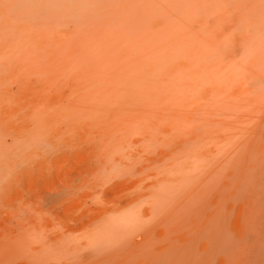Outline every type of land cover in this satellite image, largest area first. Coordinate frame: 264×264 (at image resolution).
I'll return each mask as SVG.
<instances>
[{
  "label": "rangeland",
  "instance_id": "374dc122",
  "mask_svg": "<svg viewBox=\"0 0 264 264\" xmlns=\"http://www.w3.org/2000/svg\"><path fill=\"white\" fill-rule=\"evenodd\" d=\"M0 264H264V0H0Z\"/></svg>",
  "mask_w": 264,
  "mask_h": 264
},
{
  "label": "bare ground",
  "instance_id": "6f19581e",
  "mask_svg": "<svg viewBox=\"0 0 264 264\" xmlns=\"http://www.w3.org/2000/svg\"><path fill=\"white\" fill-rule=\"evenodd\" d=\"M189 2H190V1H189ZM170 3H171V2H170ZM187 3H188V2H187ZM170 7H172V6H170ZM189 27H190V26H189ZM242 113H243V112H242ZM239 114H241V112H240ZM237 116H238V115H237ZM250 116H252V114H251ZM255 116H256V115H255ZM255 116H254V117H255ZM235 118H236V117H235ZM244 118H245V117H244ZM249 118H250V117H249ZM249 118H247V119H249ZM238 119H239V118H238ZM238 119L236 118V120H238ZM242 119H243V118H242ZM242 119H241V121H242ZM250 119H251V121H252L253 118L251 117ZM250 119H249L248 121H250ZM236 120L234 119V126H236V127L234 128V126H233V130H234V129H235V130H236V129H239L240 131H242V127H241V126H243L245 123H246L247 125L251 123V122L247 123L248 121L245 120V121H244L245 123L243 124V122H242L243 125L241 124V125L239 126V127H241V128H238L237 125H239V124L237 123ZM239 120H240V119H239ZM239 120H238V121H239ZM243 120H244V119H243ZM241 121H240V122H241ZM246 121H247V122H246ZM232 122H233V121H232ZM236 123H237V125H235ZM260 123H261V122H260ZM261 124H262V123H261ZM247 125H246L245 127L243 126V128H246ZM249 126H250V125H249ZM249 126H248L247 128H249ZM230 127H231V125L229 126V128H230ZM226 129H228V127H227ZM226 129H225V130H226ZM216 131H217V130H216ZM240 131H239L240 134H237V135H235V131H233L234 134L232 133V135H235V138H232V139H234V141H235V139H236L239 135H240V136H239L240 139L242 138V137H241L242 133H241ZM225 132H226V131H225ZM214 133H215V132H214ZM236 133H237V132H236ZM252 133H253V132H252ZM252 133H250V134L248 133V134L251 135ZM256 133H257V132H254V135L252 134V136L255 137V134H256ZM230 134H231V132H230ZM245 137H246V136H245ZM245 137H243V138H245ZM247 137H248L249 140H250V137H251V136H247ZM247 137H246L245 139H241V140L237 139V140H236L237 143H236V145H235L234 147H235V150H236V147H237V150H236L237 153H238L237 155L242 154V152H239V151H238V148H239V149L241 148V145H240V144L243 143L244 140L247 139ZM257 137H258V136H257ZM251 139L253 140L252 137H251ZM216 140H217V139H216ZM229 140H230V139H229ZM225 141H227V140H224V139H223V140H222V143L225 142ZM230 141H231V144L234 143L233 140H230ZM238 141H240V142H239L240 144L238 143ZM241 141H243V142H241ZM201 143H202V142H201ZM222 143H221V144H222ZM229 143H230V142L227 141V144H229ZM227 144H225V145L223 144L224 146H226L225 149L230 148L229 146H230L231 144H230L229 146H228ZM237 144H239L240 147H238ZM223 145H221V147H220L221 149L223 148ZM227 146H228V147H227ZM217 148L219 149V147H217ZM231 149H233V147H232ZM240 150H241V149H240ZM216 151H217V150H215V152H216ZM231 151H233V150H231ZM193 152H194V151H193ZM197 152H198V151H197ZM219 152H220V151H219ZM207 153H208V152H207ZM229 153H231V152L229 151ZM229 153H228V154H229ZM234 153H235V151H234ZM215 154H216V155H215L216 157H217V155L219 156V154H217V153H215ZM195 155H196V154H195ZM220 155H221V154H220ZM229 155H230V154H229ZM229 155H228V156H229ZM212 156H213V157H212ZM212 156H211L210 159L214 161L215 156H214V155H212ZM225 156H226V155H224V157H225ZM241 156H242V155H241ZM243 156H244V154H243ZM209 157H210V156H209ZM219 157H220V156H219ZM222 157H223V156H222ZM224 157H223V158H224ZM213 158H214V159H213ZM220 158H221V157H220ZM220 158H219V159H220ZM223 158H221V160H223ZM238 158H239V156H238ZM204 159H205V158H204ZM210 159H209V161H210ZM217 159H218V158H217ZM224 159H225V158H224ZM213 161H212V162H213ZM215 161H216V160H215ZM224 161H225V160H224ZM224 161H223V163H221L222 166L220 167V169H223L224 171H226V167H228L227 170H228V169L231 170L230 167L233 165V162H231V160L229 159V160L227 161V162H229V164L226 165V166H224V165H223V164H224ZM210 162H211V161H210ZM212 162H211V163H212ZM211 163H210V164L208 163V164L211 166V165H212ZM213 163H215V162H213ZM216 163H217V162H216ZM216 163H215V165H216ZM231 163H232V164H231ZM230 164H231V165H230ZM209 165H207V166H205V167H206V168H208V167L210 168ZM222 167H223V168H222ZM212 168H213V171H211ZM214 168H215V166H214V167L211 166V168H210L211 170L208 169V171L206 170L205 172H203L204 174L207 175V174L211 171V172L206 176V179H208V178L210 177L209 180H211V178L213 177V175L215 176V175L218 173V171L220 170V169L217 168V167H216V168H217L218 170H217V169L215 170ZM214 170H215V171H214ZM216 171H217V172H216ZM232 171H233L232 174H234V173H235L234 170H232ZM206 172H208V173H206ZM204 174H203V175H204ZM210 174H212V175H210ZM219 174H221V173L219 172ZM219 174H218V175H219ZM209 175H210V176H209ZM204 176H205V175H204ZM233 179H234V178H233ZM209 180H208V183L210 182ZM205 181H206V180H205ZM193 182H194V181H193ZM193 182H192V183H193ZM199 182H200V180H199ZM195 184H197L196 181H195ZM195 184H194V185H195ZM200 184H202V182H201ZM194 185L191 186L192 188L190 187L191 190H192L193 188H194L195 190H196V188L198 189V187H193ZM203 185H204V184H202V186H203ZM216 187H217V186H216ZM216 187H215V188H216ZM194 189H193V190H194ZM200 189H201V186L199 187V190H200ZM191 190L189 189V190H188V193L191 192ZM200 192L202 193V191H200ZM200 192H199V193H200ZM188 193H187V194H188ZM189 194H190V193H189ZM189 194H188V195H189ZM194 194H195V193H194ZM194 194H193L192 196L188 197V201L191 200L192 203H195L196 201L199 200V197H200V196L197 197L198 200H194V199L192 200V198H194ZM196 195L198 196V194H196ZM196 195H195V196H196ZM199 195H200V194H199ZM191 197H192V198H191ZM173 198H174V197H173ZM173 198H172V199H173ZM189 198H190V199H189ZM195 199H196V197H195ZM177 200H178V199H177ZM188 201H187V202H188ZM194 201H195V202H194ZM181 202H183V201H181ZM219 202H220V200H219ZM174 203H176V201H175ZM188 203H189V202H188ZM190 203H191V202H190ZM190 206H191V204H190ZM175 207H176V206H175ZM184 207H185V206H183L182 208H184ZM186 208H187V206H186ZM188 208H190V207H188ZM188 208H187V209H188ZM218 208H219V207H218ZM179 209H180V208H179ZM173 211H175V209H173ZM215 214H216V213H215ZM209 217L211 218V216H209ZM211 219H212V218H211ZM207 224H208V223H207ZM168 249H169V248H167V249H166L167 251H166V250H165V251L168 252V253H169V251H170V252H173V251L171 250V248H170L169 251H168ZM171 254H172V253H171ZM180 254H181V253H180Z\"/></svg>",
  "mask_w": 264,
  "mask_h": 264
}]
</instances>
